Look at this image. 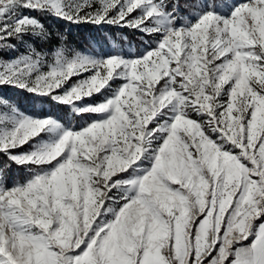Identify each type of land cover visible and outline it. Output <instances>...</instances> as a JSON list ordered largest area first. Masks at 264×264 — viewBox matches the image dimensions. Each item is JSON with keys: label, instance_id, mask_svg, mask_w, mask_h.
Segmentation results:
<instances>
[{"label": "snow or ice", "instance_id": "snow-or-ice-1", "mask_svg": "<svg viewBox=\"0 0 264 264\" xmlns=\"http://www.w3.org/2000/svg\"><path fill=\"white\" fill-rule=\"evenodd\" d=\"M0 264H264V0H0Z\"/></svg>", "mask_w": 264, "mask_h": 264}, {"label": "rangeland", "instance_id": "rangeland-1", "mask_svg": "<svg viewBox=\"0 0 264 264\" xmlns=\"http://www.w3.org/2000/svg\"><path fill=\"white\" fill-rule=\"evenodd\" d=\"M53 21L60 23L63 27L64 32L73 31L74 33H76L75 31L77 29L84 30V34H83L84 35L83 37L85 38L84 44L80 46L70 44V46H74L76 48L87 50L90 48V46H92L93 41L95 39L104 35V33L99 32L97 29H95L93 26H90V25L76 26V25H69L64 21H58L52 18L44 19V23L49 28H50V25H52ZM104 32L107 33L108 36H111L113 40L116 41L117 43L125 45L129 51H136L142 46L140 34L134 33L133 30L131 29L106 26ZM61 34L62 33H59V38L64 39V37ZM122 37H128V40L125 41L122 39ZM104 44L106 48L112 46L110 43H108L106 37H105ZM9 95L11 96L12 100L20 106L21 110L31 111V107L28 104L27 99H26V94L9 93ZM23 174H24L23 170L15 169V172H14L15 176L22 178Z\"/></svg>", "mask_w": 264, "mask_h": 264}, {"label": "trees", "instance_id": "trees-1", "mask_svg": "<svg viewBox=\"0 0 264 264\" xmlns=\"http://www.w3.org/2000/svg\"><path fill=\"white\" fill-rule=\"evenodd\" d=\"M50 30L53 32V35L56 36L59 33H62L61 35L64 37V40L68 45L74 44L77 46H80L84 44L85 38L84 30L77 29L74 33L73 31L64 32L63 27L60 23L53 21L52 25H50ZM53 43H56V40L53 41ZM16 167L13 166L12 168V174L14 175ZM15 176V175H14Z\"/></svg>", "mask_w": 264, "mask_h": 264}]
</instances>
